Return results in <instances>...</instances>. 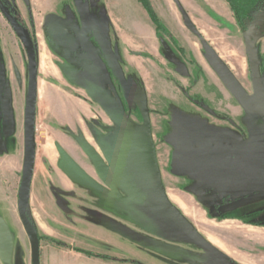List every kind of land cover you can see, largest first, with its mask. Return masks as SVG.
<instances>
[{
  "label": "rangeland",
  "instance_id": "1",
  "mask_svg": "<svg viewBox=\"0 0 264 264\" xmlns=\"http://www.w3.org/2000/svg\"><path fill=\"white\" fill-rule=\"evenodd\" d=\"M4 2L8 4L5 0ZM53 3L54 13L44 14L40 21L35 19L33 10H36L30 6L23 9L22 18L15 6L7 5L14 10L11 11L24 24L26 30L37 34L34 38L38 65L35 123L37 132L34 137L36 150L31 200L26 215L40 239L39 264H45L47 258L65 247L63 241L73 245L81 241L94 248H100L99 243L102 242L111 248L108 254L142 264H224L220 260H226L229 264H264V188L257 194L248 195L253 202L245 208L238 207L233 212L224 211L223 214L215 209L221 203L217 189L209 188L212 186L211 182H264V121L250 105L255 91L245 54L246 40L251 39L264 89V14L257 15L247 30L242 31L223 0H148L163 28L172 33L187 50V56L196 62L195 66L191 67L180 58L168 41H164L162 35L156 34L146 5L141 0H92L91 4L87 3V0H54ZM50 19H68L72 23L85 20L86 24L92 22L101 31L109 48L111 67L122 72L130 99L123 97L113 70L110 71L104 59L98 55L95 44L92 41L88 44L105 67L108 82L117 95L124 117L132 126H139L142 121V105H146L151 120L158 125H165V131L160 132L157 138V161L162 185L171 204L216 249L220 260L207 257L162 215L151 214L133 203H124L128 209L125 228L103 227L92 222L90 226L81 228L88 233L86 237L82 235L83 239L72 233L65 235L60 230L71 224L64 214L54 208L53 201L44 197L46 189L43 183L50 180L45 173V163L50 166L53 177L61 180L64 191L99 195L98 192L82 186L72 189L71 184L59 174L57 167L64 163V149L68 153L76 151V146L81 149L80 145L84 144L95 151L96 169L99 164L103 165L102 162L106 159L112 164L114 172L117 161L113 157L112 146L122 134L102 112L98 121H92L91 117L95 113L87 103L84 106V114L74 105L79 96H87L83 91L70 89L72 86L57 69V57L44 40V26ZM184 19L192 27V32L185 28ZM139 27L143 32L135 30ZM153 48L164 52V57L176 63L181 70L188 71V74L202 72L198 84L192 90L198 106H210L219 116L232 119L240 130H231L226 124L200 115L201 110L191 106L182 97L178 99L177 91L167 88L166 84H161L158 89L155 80L157 67L155 62L147 57L148 53H153ZM202 51L207 52L208 56H203ZM211 57L218 62L209 63L213 71L208 68L206 62ZM217 73L222 79V84ZM182 82L184 88L189 84L187 79ZM214 85L221 93V98L217 101ZM26 86L25 52L0 14V218L5 221L13 237L14 248L10 264H30V246L17 209L23 175ZM157 90L160 92L158 98ZM5 93L8 94L10 103L9 115L6 118L1 109ZM96 97H92L93 102L101 104ZM57 100L72 110V113L69 112L66 116L69 118L67 124L71 128L79 126L84 133L78 137H70L75 142L67 140L59 133H56L59 138L54 137V132L47 126L56 123L48 113V108ZM76 111L82 120L77 121ZM175 119L195 124L206 132L200 134L193 128L187 129L192 136L190 140L191 136L187 131L177 128ZM57 122L65 123L62 117H58ZM91 122H99L94 137L85 131L87 126L92 128ZM155 130L157 131V127ZM105 131H110L109 136L104 135ZM105 140L109 144L107 150ZM230 140H233V146L229 145L232 154L228 156V161L225 159L221 164H211L210 152L207 149L210 142L222 147ZM67 144H70V147L66 149ZM194 144H199L194 147L196 155L199 153L206 161L196 158L193 150L189 151ZM45 152L54 155L53 161L46 158ZM67 155L71 156V153ZM224 156L222 154V157ZM90 157L93 158L92 153ZM76 159L72 158L75 164L81 163L82 160ZM84 161L88 163L86 159ZM113 186L116 187L114 184ZM127 188L128 191H124L122 197H133L134 192L132 188L130 190V184ZM228 197L229 195H226V198ZM74 209L78 210L76 207ZM247 210L250 213L242 216ZM71 227L76 228L74 225ZM0 264L3 263L0 261Z\"/></svg>",
  "mask_w": 264,
  "mask_h": 264
},
{
  "label": "flooded vegetation",
  "instance_id": "2",
  "mask_svg": "<svg viewBox=\"0 0 264 264\" xmlns=\"http://www.w3.org/2000/svg\"><path fill=\"white\" fill-rule=\"evenodd\" d=\"M143 1L147 4V6H146L147 14H148L149 19L151 20L152 24L154 25L156 34L162 35L164 37V41H166V42L168 41L169 44L172 45V47L178 52L180 58L187 65L194 67L196 62L194 60L190 59L189 56H187L188 55V53L186 52L187 50H185V48L180 45L178 40H176L173 37L172 33H169L166 30V28H163V24H162L161 20L156 15V13L152 10V8L149 6L148 0H143ZM223 1L226 3L225 0H223ZM226 5L228 6L227 3H226ZM86 6H87V8L90 9V7H88V5H86ZM228 9H229V6H228ZM54 11L55 10H53V12H51V14H53ZM229 11H230V9H229ZM231 14H232V12H231ZM257 15H259V14H257ZM256 16H254V18ZM232 17H233V14H232ZM254 18H253V20H254ZM16 19L18 20V18H16ZM234 20H235V18H234ZM53 21L54 22H60V23H63L66 25L65 29L64 28L56 29V36L58 38L59 47H57L56 44H54V42L52 40V34L47 29L48 24L50 22H53ZM19 23L26 30V27L24 26V24H22L20 21H19ZM184 25H185V28L189 32H192V27L188 24V22L185 19H184ZM33 26H34V24H33ZM93 28H95L97 30V32L99 33V35L103 38L104 43H105V47H106L107 51L109 52V48L107 47V44L105 42L104 36L101 33V31H99L92 24V22H88L86 24L85 20H83V22H81V23H72V21L71 20L69 21L68 19L67 20L66 19H50L49 21L46 22V24L44 26V40L48 42L49 46L51 47L52 52H54V55L57 57V63H58V64H56L57 69H58L60 74H63L65 80L68 83H70V85L72 86V87H70V89H77V90L83 91L85 93V95L87 96V98H83L82 96H79L78 98L79 99L82 98L85 101V103H87V105H89V108L94 111L95 114L91 117V120L92 121H96V120L98 121V119L101 118L100 112H102L106 116V118H108L110 123H112L114 125V127L122 134L121 137H123L124 132L121 129H119L118 127H116L115 124L110 119V115L117 116L118 115L117 112H120L123 115L121 108H120V105L117 101V95L114 92V90L111 88V85L108 82L109 80L107 79V74H106V70H105L104 65L98 60L97 56L95 55L94 49L89 46L88 42L92 41L95 44L96 51L98 52V55L104 59L105 64L110 71L113 70V72H114L115 68L111 67L112 66L111 65V56L109 58L105 57V55L103 54V52L99 48V46L95 40L94 34H93ZM34 30L35 29H33V31ZM26 31L28 32V34L31 38V41L33 43V46H34L35 57H36V67H37V80H36L37 81V91H36V102H35V118H34V126H33V134L35 137V133L37 132L35 123H36V116H37L38 65H37V48H36V43L34 42V38L36 37L37 34H32V32H30L28 30H26ZM244 31H246V30H244ZM152 51H153V53H148L147 57L150 58L152 61H154L155 65L157 67V70L155 72V80H156V83L158 84V89H160L161 84H166L167 88L172 89V91H174V92L177 91L178 99H180L182 97L191 106L201 110L200 112H202V114H200V115L209 117L211 120L226 124V125H228L229 128H231V130H240V128H238L237 124H235L232 119H230L228 117H224V116H219L216 112L212 111L210 106H204V107L198 106V101L195 99V95H194V92H192V90L198 84V79L201 77L202 72H196V73L190 72V74H188L189 73L188 71L181 70V68H179V66L176 65V63H173L172 61H169V59H167V57H164L163 56L164 52H162L160 50H156L155 48ZM202 54H203V56H208L207 52L202 51ZM109 55H110V52H109ZM199 55H201L200 51H199ZM206 62H207L208 68L211 69L209 63L210 62L216 63L217 61L211 57V59H209V60L207 59ZM94 64H96L98 66V68L96 66H94ZM70 69L75 70V72L77 73V75L79 76V78L82 81V84H83L82 86H78L77 83L74 81L73 76L70 73ZM114 76H115V72H114ZM217 77H218L219 82L222 84V82H221L222 79L218 76V73H217ZM183 79H187L189 82V84L186 86V88L183 87V82H182ZM115 80L121 89V93H122L123 97L125 98V94L123 92V89H122L121 85L119 84L116 76H115ZM26 88L28 90V68H27V86H26ZM214 88H215V92H216L215 94H216V101H217L221 98V93L219 92V90L217 89V87L215 85H214ZM127 89H128V87H127ZM159 93L160 92L157 90L156 91V97L157 98L159 97ZM129 95H130V93H129ZM93 96H95V97L97 96L96 99L98 98L97 100L102 105L94 103L92 100ZM5 97H7V101H9L7 93H5L2 97L1 109H2L3 115L5 114V112H4V99H5ZM130 98H131V96H130ZM130 98L126 97V99H130ZM26 102H27V97H26ZM115 103H117L116 107H115ZM9 111H10V103L8 102V110L6 112L7 116L9 115ZM25 113H26V110H25ZM142 113H143L142 114V121H141V124L139 126H132L131 124H129V125L133 129H140V128H142V126L144 124L145 116H147V118L149 119L151 140H152V143L154 146L155 158H156V162L158 165V161H157V140L158 139L157 138L159 137L160 132L165 131L166 128H165L164 124L158 125L156 122L154 123V121L151 120V117H149L150 112H149L146 105H142ZM156 115H157V113H156ZM126 121H127V119H126ZM24 122H25V116H24ZM55 122L56 123H52V125L47 124L49 130L53 131L54 132L53 134H56V133L61 134L62 136L66 137L67 140H73L70 137H73V136L75 137V135H76V137H78L80 134L81 135L84 134L82 129L79 128V126L71 128L70 125H68V124H65L62 122L58 123L57 120H55ZM175 125L177 126V128L179 127L185 131H187V129L193 128V130H195L197 133H200V134H203L206 132V130H203L201 127H199L195 124H191V123L186 122V121H181L179 119H175ZM91 126H92V128H88V126L87 127L85 126L86 127L85 131H87V133L90 136L94 137L96 135L95 130L99 128V122H91ZM156 127H157V131L155 130ZM188 131L190 132V130H188ZM109 132L110 131H108V132L105 131L103 133H104V135L109 136V134H110ZM101 133L102 132L100 131V134ZM40 134L42 135V133H40ZM23 135H24V123H23ZM190 136H191V134H190ZM34 140H35V138H34ZM190 140H192V136H191ZM73 142H75V140H73ZM107 142L108 141L105 140V145L107 144L106 148H105L106 150L109 147V144ZM159 143H161L160 140H159ZM226 143H227V145L222 146V147H218L217 143H215V142H210L209 147L207 144H204V145H207V147H208L207 149L210 152L211 164H221L222 160H225V159H227V161H228V156H230L232 154V151L229 150V145L233 146V140L226 141ZM67 145H68V147L65 146L66 149L70 147L69 146L70 144H67ZM34 146H35V142H34ZM80 146H81V149L79 146H76L77 147L76 151H72V152L69 151L68 152V153H71V156L67 155L68 153L64 149L65 153H67V154H65L62 151V153H64V154H62V158H63L64 163L57 167L59 174H61L64 177V179L68 183L71 184L72 189H73V187L79 188L80 186H82L83 188H87L89 190L91 189V190L97 192L81 176V173H82L85 176H87L89 179L93 180L94 182L98 183L99 185H101L105 188H108V186H106V184L108 182L112 181V183L114 185H116L115 193L119 194L121 196H124L123 192L128 191V190L127 189H121L117 185V184L121 183V181L127 180V176L124 173L122 165L119 164V162H117L116 168L115 167L113 168V170L115 169L114 170L115 173H114V172H112V168H111L112 164L110 163V161H107L106 159H104L102 162L103 165L99 164L98 169H96V166L94 164L95 151L90 150L84 144H82ZM198 146H199V144L198 145L194 144V146H192L189 149V151L193 150L195 153L196 149H194V147H198ZM73 148H74V146H73ZM74 150H75V148H74ZM109 152H110V149H109ZM91 153L93 155V158L90 157ZM221 153L224 154L225 156L222 157ZM101 154H103V153L101 152ZM197 154L199 156L196 155V153H195L196 158H198L199 160H202L203 158H201L200 154L199 153H197ZM102 157L104 158V155ZM113 157L116 160L114 153H113ZM72 158H75V159L77 158L78 160H82V161H80L81 163H79L82 165L75 164L74 161L72 160ZM83 158H85L88 161V163H86L84 161L85 159L83 160ZM77 159H76V161H77ZM203 160L206 161V159H203ZM34 161H35V152H34ZM33 169H34V166H33ZM44 169H45V173L47 174L48 178L50 179L48 183L47 182L43 183V186L46 189V192H45L46 194H44V197H46L47 199L49 197L50 200L53 201L54 208L57 209V211L60 212L62 215L64 214V216L68 220V222H71L72 217L75 215V212L73 211L72 208H74L75 206L71 202H68V201H73L79 195L85 194V192H82V194H80V192H77V191L76 192L64 191L65 189L63 188V186L60 183L61 180L59 181V179L53 177L52 170L47 163H45ZM158 169H159V166H158ZM32 178H33V175H32ZM160 178H161V174H160ZM31 183H32V181H31ZM30 190H31V186H30ZM98 193L100 195L105 196L104 194H102L100 192H98ZM30 196L31 195L29 193L28 207L30 206V200H31ZM219 196H224V195H219ZM106 197H108V196H106ZM226 199L227 198L221 199L220 204H224L226 202ZM61 200L63 201L62 203H61ZM217 208L218 207H216L215 209H217ZM246 215L247 214H245V216ZM37 238H38V236H37ZM38 240L40 243L39 238H38ZM202 252L204 254H206L204 251H202ZM206 255H207V257L210 256L211 259L216 258V259L220 260L217 253H215V255H208V254H206ZM220 261L224 264H229L228 262H226V260H224V261L220 260Z\"/></svg>",
  "mask_w": 264,
  "mask_h": 264
},
{
  "label": "water",
  "instance_id": "3",
  "mask_svg": "<svg viewBox=\"0 0 264 264\" xmlns=\"http://www.w3.org/2000/svg\"><path fill=\"white\" fill-rule=\"evenodd\" d=\"M0 14L11 28L12 32L19 40L26 55L28 68V90L26 113L24 122V154H23V175L20 186V194L17 202L18 217L24 233L28 239L30 246V264H39V240L35 230L29 221L26 211L29 201L30 186L33 175L34 166V118H35V102L37 91V67L35 50L28 32L19 23L16 17L11 13L9 7L0 0ZM66 28V25L60 22H50L48 31L52 34V40L57 47L58 38L56 29ZM95 40L105 55L109 58V52L105 47L103 38L97 30L93 28ZM245 54L248 64V71L252 77L255 94L250 100V105L255 113L264 121V92L259 76L257 56L253 48V41L246 40ZM98 68L96 64H94ZM115 76L121 85L123 92L127 98H130L127 84L119 69H114ZM74 81L78 86H82V81L74 69H70ZM117 103H115V107ZM8 110L7 97L4 99V118H6ZM117 116L110 115V119L116 127L124 132V136L119 138L112 146V152L119 164L122 165L127 180L117 184L121 189H128L134 192L131 198H124L115 193V187L112 181L108 182L105 188L87 176L81 173V176L87 183L97 192L115 199L122 203H133L139 205L147 212L154 215H162L170 224H172L188 241L194 246L204 251L208 255H215L216 249L211 246L192 226V224L171 204L165 189L162 185L158 165L155 158L154 146L151 140L149 119L145 116L144 124L140 129H133L126 121L125 117L117 112ZM123 173V172H122ZM109 174V173H108ZM257 180L249 182H234L223 184H212L211 189H217L219 195H229L244 188H247ZM118 183V182H117ZM14 242L11 232L3 219L0 218V261L3 264H10L13 254Z\"/></svg>",
  "mask_w": 264,
  "mask_h": 264
},
{
  "label": "crops",
  "instance_id": "4",
  "mask_svg": "<svg viewBox=\"0 0 264 264\" xmlns=\"http://www.w3.org/2000/svg\"><path fill=\"white\" fill-rule=\"evenodd\" d=\"M5 1L10 6H15L16 10L22 18H24V12L22 11H24L23 9L28 6L36 10H33V13L35 19H39V21L41 20L44 14L49 15L51 14V12H53V10H55V5L53 3L54 0H8L9 2L7 0ZM91 2L92 0H87V3L91 4ZM11 10L14 11L12 8ZM135 30L139 33L143 32L140 27L135 28ZM74 105H76V107L84 114V111L86 109L84 106H86V104L83 100L75 99ZM69 108L70 107L68 105H65L61 101L57 100V102L54 101V105L52 107L48 108V113L55 120H58V117H62L65 121V124H67L69 123V118L66 116L69 112L72 113V110ZM75 113L77 114V111ZM76 116V118H78L77 121L82 120L80 119L78 114ZM52 135L56 138H59V136L56 134ZM45 156L46 158L48 157L52 161L54 159V155H50V153L48 154V152H45ZM211 183L219 184L221 182ZM247 188H250V190H246ZM247 188L229 194V197L226 199V202L224 204L219 203V206L217 205L218 208L216 210L223 214L224 211L233 212L238 207L245 208L251 202H253L252 199L248 197V195L250 193L257 194L259 193V191H262V188H264V182L258 181ZM218 198H226V195L220 196ZM68 202H71L76 208H78V210H80L78 211L73 208L75 215L72 217L71 222H69L71 226L74 225L76 226V228L65 225L63 228L60 229L65 235L72 233L74 236L83 239L84 237H82V235H85L86 237L88 236V233H86L85 230L81 228L83 226H90L92 222L95 224H99L103 227L116 226V228H125L127 226L126 214L128 213V209L124 205V203L119 202L115 199L100 194L90 196L89 194L85 193L79 195L73 201ZM140 213L143 214L142 212ZM248 213H250V211H244L242 213V216H245V214L248 215ZM78 226L80 228H78ZM63 243L65 247L63 246L59 249V251H56L58 252L57 254L50 256V258H47L45 264H129L131 262L134 264H142L138 261L116 258L108 254V250H110L111 248L108 245L105 246V244L102 242L99 243L100 248L90 247L89 245L87 246L81 241L79 243L76 242V244L74 243V245L72 243L64 241ZM205 261L209 260L205 259Z\"/></svg>",
  "mask_w": 264,
  "mask_h": 264
},
{
  "label": "trees",
  "instance_id": "5",
  "mask_svg": "<svg viewBox=\"0 0 264 264\" xmlns=\"http://www.w3.org/2000/svg\"><path fill=\"white\" fill-rule=\"evenodd\" d=\"M141 1L143 4L147 6V4L143 0ZM225 1L229 6L230 11L232 12L238 27L242 31L247 30V27L250 24V22L253 20L254 16L260 13L264 14V0H225ZM11 13L13 14L12 11Z\"/></svg>",
  "mask_w": 264,
  "mask_h": 264
}]
</instances>
